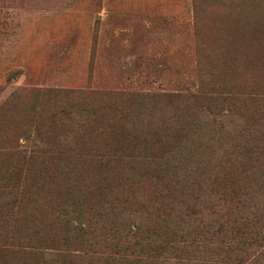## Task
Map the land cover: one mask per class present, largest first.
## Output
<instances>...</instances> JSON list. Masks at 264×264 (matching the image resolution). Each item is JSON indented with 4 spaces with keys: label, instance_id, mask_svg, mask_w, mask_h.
Instances as JSON below:
<instances>
[{
    "label": "trees",
    "instance_id": "16d2710c",
    "mask_svg": "<svg viewBox=\"0 0 264 264\" xmlns=\"http://www.w3.org/2000/svg\"><path fill=\"white\" fill-rule=\"evenodd\" d=\"M228 82L225 86L209 79L206 90L196 93L109 91L95 103L81 100L78 105L87 114L66 134L37 138L40 129L35 126V139L22 129L18 136L4 138L0 142V186L5 187H0V201L10 191L7 188L35 187L19 205L8 200L0 203V210L16 213L29 199L32 208L25 211L31 218L28 226H33L24 233L14 229L16 233L0 235V264H263L264 205L252 201L250 187L229 186L232 178L226 167L260 166L256 176L249 170L247 182L255 184L247 186H264V127L244 128L240 133L246 134L238 138L229 135L224 141L227 149L205 151L189 146L196 131L204 134L193 110L196 105L210 112L207 127L222 118L223 105L228 115L234 110L233 100L239 93ZM262 90L253 89L247 97L263 103ZM45 92L62 97L50 113L53 126L62 123H55L60 117L72 115L75 95L85 98L73 90H46L42 99L50 94ZM212 102L219 108L211 107ZM8 108L7 103L0 105V117ZM257 119L264 123V115ZM39 154L56 165L57 179L64 186L59 196L69 201L50 198L35 204L30 199L46 178L41 169H30ZM86 160L96 170L113 174L115 193L102 180L81 175ZM229 195L233 202L225 201ZM211 198L224 199L222 204H213L207 201ZM36 212L47 222L38 225L34 237L28 232L38 228ZM49 228H58L61 236L49 238Z\"/></svg>",
    "mask_w": 264,
    "mask_h": 264
},
{
    "label": "rangeland",
    "instance_id": "374dc122",
    "mask_svg": "<svg viewBox=\"0 0 264 264\" xmlns=\"http://www.w3.org/2000/svg\"><path fill=\"white\" fill-rule=\"evenodd\" d=\"M263 32L264 0H0V105L7 103L11 107L0 117V142L18 136L20 129L30 131L35 139V126L40 129L37 138L48 133L66 134L87 114L78 103L81 100L95 103L109 91L196 93L199 89L206 90L207 82L212 79L225 86L227 81L237 86L233 90L239 93L233 100L234 110L228 115L227 105H223L222 118L207 127L210 112L196 105L193 110L204 134L196 131L197 135L189 139V146H201L205 151L227 149L224 141L229 135L238 138L246 134L240 133L244 128L264 127L257 119L264 115V102L247 97L259 87L264 92ZM210 70L215 73L209 74ZM46 90H73L84 93L85 98L78 95L71 98L75 101H71L72 115L60 117L55 123H62L53 126L50 113L62 97L55 98L52 92H45L50 94L42 99ZM211 104L219 108L216 102ZM254 135L259 137L258 133ZM39 142L37 139L35 143ZM87 161L81 175L91 177L87 180H102L115 193L113 174L96 170ZM259 167L248 169L234 164L226 168L232 178L229 186L250 187L252 201L264 205V186H247L255 184L247 182L251 176L249 170L256 176L262 170ZM30 169L32 172L41 169L46 177L44 186H38L39 193L35 195L34 190L30 198L35 204L50 198L69 201L68 197L59 196L64 186H60L59 170L48 156L39 154ZM34 187L7 188L10 191L1 201L19 205ZM223 199L207 201L222 204ZM225 201L233 202L230 195ZM244 202L248 203L246 199ZM24 204L16 213L0 210V235L16 233L12 232L14 229L24 233L33 227L28 226L31 218L25 211L32 204L29 199ZM34 216L37 226L47 222L39 212ZM39 228L29 230L28 234L38 236L35 231ZM48 236L58 238L61 232L49 228Z\"/></svg>",
    "mask_w": 264,
    "mask_h": 264
}]
</instances>
